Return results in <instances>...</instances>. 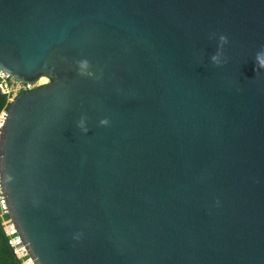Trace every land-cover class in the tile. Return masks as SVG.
Instances as JSON below:
<instances>
[{"label": "water", "instance_id": "95a60500", "mask_svg": "<svg viewBox=\"0 0 264 264\" xmlns=\"http://www.w3.org/2000/svg\"><path fill=\"white\" fill-rule=\"evenodd\" d=\"M260 62L264 0H0V67L52 78L0 132L34 264H264Z\"/></svg>", "mask_w": 264, "mask_h": 264}, {"label": "built area", "instance_id": "2783aa9c", "mask_svg": "<svg viewBox=\"0 0 264 264\" xmlns=\"http://www.w3.org/2000/svg\"><path fill=\"white\" fill-rule=\"evenodd\" d=\"M45 77L46 81L39 82L41 77ZM36 80L25 82L19 79H16L8 72L4 71L0 67V93L7 95L8 102L11 103L14 98L23 91H28L35 89L37 87L43 86L50 82V77L42 75ZM7 115V110L2 109L0 111V132L5 117ZM8 215V208L6 205L5 197L3 194L2 186L0 183V218L2 219L3 229L5 235L7 236V242L12 249L14 256L20 260V264H34L31 257L29 256L26 248L24 247L18 232L14 224L8 218V221L5 220V217Z\"/></svg>", "mask_w": 264, "mask_h": 264}, {"label": "trees", "instance_id": "16d2710c", "mask_svg": "<svg viewBox=\"0 0 264 264\" xmlns=\"http://www.w3.org/2000/svg\"><path fill=\"white\" fill-rule=\"evenodd\" d=\"M50 81H52V78H50ZM9 102L7 99V95L0 93V111L2 109H8ZM8 221V215L6 216ZM7 236L5 235L2 219L0 218V264H20V260H18L13 252L11 247L9 246L7 242Z\"/></svg>", "mask_w": 264, "mask_h": 264}, {"label": "clouds", "instance_id": "9594fccd", "mask_svg": "<svg viewBox=\"0 0 264 264\" xmlns=\"http://www.w3.org/2000/svg\"><path fill=\"white\" fill-rule=\"evenodd\" d=\"M219 39L221 40V41H223V42H226V37H224V36H220L219 37ZM222 55V53L219 51V50H217L216 51V53L215 54H213L211 57H210V60H211V62H213V63H216L217 65H219L220 64V56ZM260 55V53H257V57ZM225 62H226V59H225ZM80 65H81V67H84V66H86L87 65V61H81L80 62ZM258 67L259 68H262V69H264V62H260L259 63V65H258ZM85 121H86V118L85 117H82L81 118V121L78 123V127L81 129V131L83 132V133H87L88 132V128L86 127V125H85ZM109 123V121L107 120V119H104V120H101L100 121V124L101 125H107Z\"/></svg>", "mask_w": 264, "mask_h": 264}, {"label": "bare ground", "instance_id": "6f19581e", "mask_svg": "<svg viewBox=\"0 0 264 264\" xmlns=\"http://www.w3.org/2000/svg\"><path fill=\"white\" fill-rule=\"evenodd\" d=\"M38 78H39V77H38ZM45 79H46V78L42 76V77L39 79V82H44ZM3 123H4V122H3Z\"/></svg>", "mask_w": 264, "mask_h": 264}, {"label": "rangeland", "instance_id": "374dc122", "mask_svg": "<svg viewBox=\"0 0 264 264\" xmlns=\"http://www.w3.org/2000/svg\"><path fill=\"white\" fill-rule=\"evenodd\" d=\"M40 78V77H39ZM45 81H46V79H45ZM5 220L7 221V218L5 217Z\"/></svg>", "mask_w": 264, "mask_h": 264}]
</instances>
